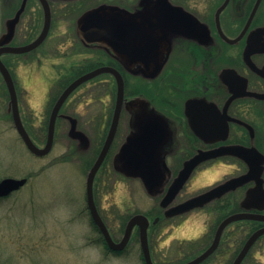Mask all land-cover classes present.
I'll return each mask as SVG.
<instances>
[{"label": "flooded vegetation", "instance_id": "1", "mask_svg": "<svg viewBox=\"0 0 264 264\" xmlns=\"http://www.w3.org/2000/svg\"><path fill=\"white\" fill-rule=\"evenodd\" d=\"M43 1L49 5L51 12L48 36L38 48L20 56H31L49 37H52L56 21H72L79 40L88 48L101 47L98 53L99 66L93 70L108 66L122 74L125 82V99L132 100L130 110L127 109V105L123 109V112L129 113V132L135 130L137 118L144 111L143 104H147V110L155 114L154 119H159L165 124L167 139L179 140L178 152L168 153L161 159L162 168L173 176L171 183L184 168L185 163L200 151L219 150L225 147L234 148V151H244V158L224 155L207 160L197 166L193 174L194 176L204 167L220 164L229 167L232 172L230 177L221 182L217 181L219 183L216 186L231 179L244 177V184L241 187L204 207L211 208L216 220L221 218L211 242L220 224L233 214L245 213L261 218H248L230 224L224 230L220 244L212 256L223 248L233 254L238 247V245L234 247L233 236L238 232L243 233L246 239L240 247L239 254L252 235L264 230V0H167L170 7L180 11L182 16L171 11L162 13L164 8L162 0L104 1L92 6H89L88 0H5L4 6L9 8L10 17L5 20L4 32L0 39L9 33L10 20L15 18L23 7L9 46L18 47L33 43L44 28ZM101 8L105 9L103 13L105 20L115 17L119 23L140 27L141 31L134 32V41L131 42L132 57L147 55V64L129 62L128 58L118 55L106 42L88 44L82 39L78 29L84 16ZM165 18H172L176 24ZM73 49L76 47L73 46ZM87 52L89 53L87 50L79 53ZM5 56L10 55L2 56L7 65ZM89 60L93 59H86ZM105 76L112 78L114 82V88L110 89L107 88L109 81L107 78L104 79L101 84L105 91L110 89L117 94V82L110 74L100 75L90 82ZM128 77L133 80L132 94H127ZM190 101H194L196 105L188 107ZM66 103L61 109L59 119L63 118L70 123V131L71 122L66 117L75 118L78 129L79 120L72 115L63 114ZM52 106L54 107V102ZM104 126L106 137L105 123ZM129 134L119 147V152L132 136ZM84 136L79 146L69 151H88V154L96 151L93 140L86 134ZM114 143L94 181V199L98 213L103 219L96 199L98 189L105 181L103 178L99 180L98 177L108 158L114 155L112 151ZM168 150L173 149L172 147L168 149L166 144L158 149ZM100 152L97 156L96 154L90 156L91 167L94 166ZM155 210L156 207L151 212ZM161 210L160 217L153 216L154 214L146 215L152 223L148 232L151 252L153 237L160 233V229L156 232L152 226L164 219L167 222L172 220L165 217L163 208ZM87 212L91 218L88 205ZM233 226L236 229L230 231ZM124 233L125 230L116 241H121ZM133 239H139L140 242L138 227L134 228L126 249L115 254H125ZM257 244L260 245V253L264 259L263 233L253 244L242 264ZM238 254L233 257L231 264Z\"/></svg>", "mask_w": 264, "mask_h": 264}, {"label": "rangeland", "instance_id": "2", "mask_svg": "<svg viewBox=\"0 0 264 264\" xmlns=\"http://www.w3.org/2000/svg\"><path fill=\"white\" fill-rule=\"evenodd\" d=\"M104 1L118 2L88 0V3L92 6ZM4 2L0 0V35L4 32L5 20L10 17V10ZM72 24V21H56L53 38L49 37L29 57H4L16 83L21 117L39 147H44L47 142L58 81L72 77L74 69L86 59H100L101 47L88 48L79 40ZM85 50L89 53H79ZM106 78L109 81L107 88H114V82L108 76L88 82L74 92L63 110V114L79 120L78 133L88 135L96 151L91 154L69 151L79 146L81 140L70 136V123L61 118L57 122L51 153L36 157L28 151L14 127L9 93L0 74V181L28 178L21 190L0 199V264H145L139 239H133L123 255L108 252L98 241L99 234L87 212V177L92 168L90 156H97L103 148L106 138L104 123L109 131L116 102V92L105 91L101 84ZM132 82L128 77L127 94H132ZM128 114L124 111L121 115L112 150L114 155L108 158L98 177L105 182L98 189L97 204L116 233L125 217L130 219L135 214H149L155 207L160 211V202L173 179L171 173L162 167H158L153 177L144 179L130 176L129 170L116 164L119 147L131 132L128 130ZM166 146L173 150L161 151V159L168 153L178 152L179 140L168 138ZM231 172L232 169L220 164L202 168L187 183L175 203L207 191L216 186L217 181L230 177ZM214 220L215 214L206 207L163 223L159 235L151 242L154 262L184 264L197 257L211 244L206 237L211 233ZM235 226L230 231L235 230ZM233 238L234 247L239 245V248L246 240L240 232ZM235 252L232 254L223 248L208 264H231ZM263 262L257 244L244 264Z\"/></svg>", "mask_w": 264, "mask_h": 264}, {"label": "water", "instance_id": "3", "mask_svg": "<svg viewBox=\"0 0 264 264\" xmlns=\"http://www.w3.org/2000/svg\"><path fill=\"white\" fill-rule=\"evenodd\" d=\"M43 4L45 10L44 28L41 35L33 43L28 44L26 46H9V42L14 36L15 28L19 21L23 7L18 11L15 18L10 20L9 33L0 39V73L4 79L9 93V106L14 122V127L16 128L22 141L24 142L26 148L29 150L30 153H32L36 157H45L49 155L54 146L56 124L58 118L61 116L60 111L65 102L71 96V94L84 83L100 75H112L117 82L115 109L113 112V117L106 141L103 145V148L100 152L97 161L91 168L87 177V204L90 210L91 218L97 226L99 232L103 236L110 250L114 252H121L126 249L130 242L134 228L138 227L140 235V244L145 263L154 264L149 247L148 230L150 227V220L148 219V217L143 214L134 215L129 220L126 226L123 238L121 239V241L116 242L113 239L106 223L99 215L94 199V181L99 169L106 160L107 155L115 140L124 106L127 105L128 110H130L132 106V100L127 101L125 99V82L122 74L115 68L106 66L95 69L73 81L61 94L51 111L48 125V137L44 147H39L34 142L23 123L15 81L10 70L4 64L2 56L5 54L19 55L31 52L38 48L45 41L51 26V12L49 5L46 3V1H43ZM161 4L164 6L162 13H168L171 11L177 12L181 16L183 15L180 11L170 7L169 2L167 0H162ZM104 12L105 9L101 8L94 10L84 16L83 21L78 29L82 39H84L88 44H101L106 42L118 55L128 58L129 62H144L147 64V55H144L143 57L139 58L132 57L131 42L134 41V32L136 30L141 31L140 27L137 28L134 24H132V26H128L127 24L119 23L117 22V19L115 17H112L109 20H105L103 16ZM165 20L172 21L174 24H176L175 21L172 20V18H165ZM125 45H127V47ZM194 105H196L194 101H190L188 103V107H194ZM143 107L144 111L137 118L138 121L136 123L135 130L132 132V136L128 138V142L123 146L122 151L119 152L118 156H116V158L118 159L116 161V164L122 165L125 170H129L128 172L130 173L126 172L123 169L126 174L128 173L130 176L142 177L145 179L147 177H153V175H155L158 171V167H162L160 156L161 151H158V149H160L161 146L165 145L168 139L165 124L159 119H154L155 114L147 110V105L143 104ZM66 118H68L71 122L70 136L73 138H79L83 141L85 136L80 135L78 133L77 121L72 117ZM233 149L234 148L225 147L219 150L200 151L196 156H194L185 163L184 168L173 180L172 184L169 186L166 194L164 195L160 203L161 207L165 209L166 218L183 216L192 212L195 209L204 208L205 206L209 205L212 201L221 198L226 193L236 190L244 184L243 176L231 179L209 189L208 191L202 194H199L182 203L172 206V204L176 201L177 197L181 194V192L184 190L185 186L189 182L196 167L199 166L201 163L207 160L216 159L219 156L224 155H235L240 158H244V151H234ZM159 173L162 172L159 171ZM147 174L148 176H145ZM27 183V178H5L1 180L0 199L8 197L11 194L21 190ZM248 218L261 219L259 216H250L245 213H236L229 216L218 227V230L216 231L211 246L201 255L186 264L204 263L217 250L224 230L230 224ZM263 233L264 230H259L249 238V240L246 242V244L236 257L233 264H242L245 257L252 248L253 244Z\"/></svg>", "mask_w": 264, "mask_h": 264}, {"label": "trees", "instance_id": "4", "mask_svg": "<svg viewBox=\"0 0 264 264\" xmlns=\"http://www.w3.org/2000/svg\"><path fill=\"white\" fill-rule=\"evenodd\" d=\"M8 65V64H7ZM99 66V59H98V61H94V60H89V61H86L84 64H81V65H79L78 67H76L75 68V73H74V75L72 76V77H69V78H62L61 80H59L58 81V83H57V89H56V91H57V93H56V95L54 96V102L57 100V98H58V96L62 93V91L73 81V80H75L76 78H78L79 76H81V75H83V74H85V73H87V72H89V71H91V70H93L94 68H96V67H98ZM8 67H9V65H8ZM126 78H127V76H126ZM152 214H154L153 216H156V217H160L161 215H162V210H155V212L153 211V212H150L149 214H146V215H148V216H150V215H152ZM129 217H125V219H124V221H123V223H122V225H120V228L118 229V232L116 233V232H114V230L108 225V220H106V219H104V221L106 222V225L108 226V228H109V230H110V232H111V234H112V236L114 237V239H118V237L119 236H121L122 234H123V232H124V230H125V226H126V223H127V221L129 220L128 219ZM164 219V218H163ZM91 221V224H92V226H93V228H94V230L99 234V242H102V244L104 245V247H105V249L108 251V252H112L109 248H108V246H107V244H106V242H105V240H104V238L102 237V235L99 233V231H98V228L96 227V225L93 223V221H92V219L90 220ZM221 221V218H219V220H214V224H213V226L211 227V233L209 234V236H207L206 237V239L208 238V240H209V244H210V242L212 241V239H213V235H214V232H215V230H216V227H217V223L218 222H220ZM165 222H167L165 219L164 220H161V223H159V224H157V225H154V226H152V229L153 230H155L156 232H157V230H159V229H161V227H162V224L163 223H165ZM200 243V242H199ZM244 244V242L241 244V245H243ZM239 246V245H238ZM206 247H208V246H206ZM239 250H240V248L238 247L237 249H236V255L238 254V252H239ZM202 251H204V250H202ZM235 255V256H236ZM213 258V256L208 260V261H206L204 264H208L209 263V261L211 260Z\"/></svg>", "mask_w": 264, "mask_h": 264}]
</instances>
